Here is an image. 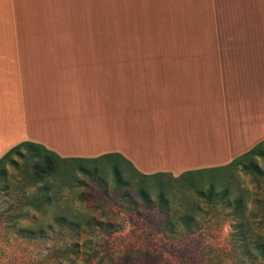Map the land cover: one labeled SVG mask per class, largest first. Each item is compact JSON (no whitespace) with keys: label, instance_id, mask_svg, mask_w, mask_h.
I'll list each match as a JSON object with an SVG mask.
<instances>
[{"label":"crops","instance_id":"1","mask_svg":"<svg viewBox=\"0 0 264 264\" xmlns=\"http://www.w3.org/2000/svg\"><path fill=\"white\" fill-rule=\"evenodd\" d=\"M262 141L264 0H0V158L176 178Z\"/></svg>","mask_w":264,"mask_h":264},{"label":"rangeland","instance_id":"2","mask_svg":"<svg viewBox=\"0 0 264 264\" xmlns=\"http://www.w3.org/2000/svg\"><path fill=\"white\" fill-rule=\"evenodd\" d=\"M10 158L13 163L4 161L0 171V264L258 263L230 240L239 221L233 205L210 197L208 189L213 183L217 195L224 189L231 198L240 195L244 229L250 238H264V156L254 157L256 171L244 162L177 181L162 175L160 185L156 179L134 176L111 157L59 162L49 178L33 185L24 159L13 154ZM78 169L95 171L89 177ZM115 172L126 186L117 185ZM138 189L146 201L139 198ZM158 193H163L166 208L159 209ZM42 198L47 202L38 205ZM192 206L198 208V228L191 231L176 223L175 236H169L163 224L168 209L182 213ZM57 215L67 219L61 226L53 222Z\"/></svg>","mask_w":264,"mask_h":264},{"label":"trees","instance_id":"3","mask_svg":"<svg viewBox=\"0 0 264 264\" xmlns=\"http://www.w3.org/2000/svg\"><path fill=\"white\" fill-rule=\"evenodd\" d=\"M263 150H264V141L257 144L252 149H250L248 152L236 158L229 165H227L226 167H223L222 169H225V168L231 169L239 165L241 166L243 165L244 162H246L247 163L246 166L248 167L250 171H256L257 167L254 165L253 159L256 156H264ZM12 154L24 159L25 164L26 163L28 164L29 170H30V175H29L30 184H33V185L43 183L47 178H49L51 174H53V172L57 168L56 164L59 162L70 161V162H78V163L85 162L86 163V162H95L97 160H100L98 158L97 159H87V160L61 159L57 155L53 154L52 152H49L46 149H44L42 146L30 143V142H23L11 148L7 153H5L0 158V171H2L1 166L4 163V161H7V162L9 161V163L11 164L13 163V161H11V158H10ZM112 169H114V167ZM78 170L79 172L81 171V173L86 174V176H89V177L93 176L92 173L94 172L92 171H95L94 169L92 170L78 169ZM217 170H221V169H215V170L211 169V170H206V172H215ZM201 172H205V171H201ZM196 173H199V172H196ZM162 175L167 176V178L171 181L181 180L183 179V177L186 176V175H183V176L173 178L171 175H168V174H154V175H151L148 177H142V178L156 179L155 184L157 183L158 185H160L162 182H164L158 179ZM115 176H116L115 180L118 182L117 185L119 187L121 186L123 187L128 184V182H125L119 179L117 172H115ZM47 188L48 187L44 186L43 190L46 191ZM213 188H214V184L209 183L208 195L210 197L214 196L218 198L220 203L223 202L224 204V201H225L226 203L233 205L235 211L237 212L239 216L237 218L239 219L237 223L238 230L235 233L231 234L230 240L233 241V243H236L237 245L241 244L240 249L243 250V255L244 254L251 255L250 261H253V262L258 261V263L263 262L264 261V238L261 237L260 235H255V237L250 238L249 234L244 229L242 221L240 220V214L242 213V210L244 208L242 197L240 195H234L233 198L229 197L227 189H224L221 193L217 195L214 192ZM162 194L163 193H158V195L156 196L159 209L166 208L168 205L166 199L163 197ZM137 195L142 201L144 200L146 201L147 196L141 189L137 190ZM43 199L44 198H42V200L38 202V205L40 204L43 205L45 202H47V201L44 202ZM45 199L50 201L49 197ZM196 209H198L197 206L196 207L192 206V207H189L187 211L185 210L182 213H178L174 210H171L170 212V210L168 209V212L170 214H168V218L166 219V221L163 222L164 226L167 229L168 235L171 237L175 236L172 230V226L176 223H181L185 226L186 229L189 230V228H191V231L193 230L195 231L198 228V225L195 221V216H194V211ZM66 221L67 219L65 217H62L61 215L54 216L53 218V222L58 226H61ZM71 221L73 222L74 220H71ZM74 226L78 227V223H74ZM96 264H100V263H96Z\"/></svg>","mask_w":264,"mask_h":264}]
</instances>
